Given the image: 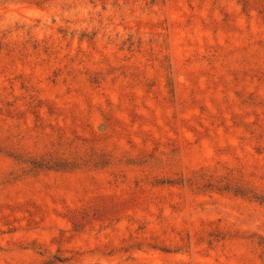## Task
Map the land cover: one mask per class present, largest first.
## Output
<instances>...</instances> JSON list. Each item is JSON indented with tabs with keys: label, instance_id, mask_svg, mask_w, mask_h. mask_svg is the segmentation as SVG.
Wrapping results in <instances>:
<instances>
[{
	"label": "rangeland",
	"instance_id": "1",
	"mask_svg": "<svg viewBox=\"0 0 264 264\" xmlns=\"http://www.w3.org/2000/svg\"><path fill=\"white\" fill-rule=\"evenodd\" d=\"M0 264H264V0H0Z\"/></svg>",
	"mask_w": 264,
	"mask_h": 264
}]
</instances>
